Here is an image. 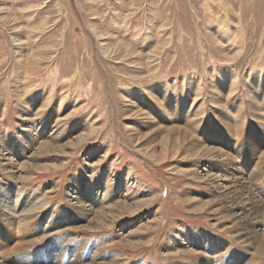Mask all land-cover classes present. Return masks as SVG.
Masks as SVG:
<instances>
[{"label": "rangeland", "instance_id": "rangeland-1", "mask_svg": "<svg viewBox=\"0 0 264 264\" xmlns=\"http://www.w3.org/2000/svg\"><path fill=\"white\" fill-rule=\"evenodd\" d=\"M6 185L2 264H264V0H0Z\"/></svg>", "mask_w": 264, "mask_h": 264}, {"label": "bare ground", "instance_id": "bare-ground-1", "mask_svg": "<svg viewBox=\"0 0 264 264\" xmlns=\"http://www.w3.org/2000/svg\"><path fill=\"white\" fill-rule=\"evenodd\" d=\"M237 122V121H236ZM39 135V134H38ZM42 135V134H41ZM28 141V140H27ZM33 141L31 140L30 141V144L32 143ZM29 144V143H27ZM32 145V144H31ZM27 148H29L27 146ZM233 166H225V168H222L223 169V173L224 171H228V170H233ZM14 171V170H13ZM233 175V174H231ZM16 177V176H15ZM14 178V177H13ZM241 179V177L239 179H234V177L232 176L231 178H229L228 182L232 181L231 183H233V186L236 187L237 185H235V183L237 182V180L239 181ZM10 186V185H9ZM227 184L224 186L226 187ZM228 187V186H227ZM6 192L4 190L1 191V195H2V201H4V206H2L0 208V212L2 211V213L0 214V221H5L4 223L8 226H14L15 224L17 226H19V229H25V227H27L26 225H24V220L28 217V216H25V213L24 212V207H25V203L24 202V199L18 194V189L16 188H11V187H7L6 185ZM83 188V191L80 189H78L76 191V194L79 195H82L86 197L87 201H80L77 200L78 204H76L77 206L75 207H79V206H83L81 207L82 208V211L83 213H80V214H83V218L82 220H87V218H89L91 215H95V214H103L104 213V210L108 208V205L110 203V201L107 199L108 197H97V193H94V188L89 185H84ZM251 190V189H250ZM234 194V191H229V188H228V191L226 192V199L228 198V196L230 194ZM253 193V192H252ZM237 195V194H236ZM30 196V195H29ZM80 198V197H78ZM77 198V199H78ZM76 199V198H75ZM27 200V199H26ZM201 200V199H200ZM203 200V199H202ZM228 200V199H227ZM243 198H238V197H234V196H231V200L229 201H226V203L228 204L227 206H229L228 208L232 210L231 212V216H233L234 218L238 219L239 223H242L243 221H246L245 220V217H251V216H254L257 214V210H258V205L248 201V200H245L243 202ZM19 202V203H17ZM19 204L18 206H16L15 208L12 207L14 204ZM243 203V204H242ZM200 205V207H204L206 206V202L204 203H198ZM100 205V206H99ZM106 206V207H105ZM27 207V205H26ZM139 207V206H138ZM260 207V206H259ZM80 208V209H81ZM24 209V210H23ZM31 210V209H30ZM7 211V212H6ZM80 210V212H82ZM21 212V215H19ZM8 217L6 214H8ZM37 213V212H36ZM66 213V212H65ZM64 213V215H66ZM78 214V215H80ZM19 215V216H18ZM29 215V214H28ZM35 215V214H34ZM106 216V215H105ZM18 217V218H17ZM33 217V216H32ZM80 218V217H79ZM91 218V217H90ZM97 218V216H96ZM95 218V219H96ZM29 217H28V222H29ZM76 219V218H75ZM93 219V218H92ZM89 220V219H88ZM249 220V219H247ZM31 221V220H30ZM26 222V221H25ZM96 222V221H95ZM247 222V221H246ZM97 223V222H96ZM28 224V223H27ZM25 226V227H23ZM15 227V226H14ZM9 228V227H8ZM28 229V228H27ZM45 230L47 229H43L42 230V233H45ZM244 232L242 234V237L243 238H246L248 241L251 240L253 241V243L255 245H259V247L261 248L262 246H264V238L260 237L261 235L259 233H257L256 231V228L255 227H245L244 228ZM20 231V230H19ZM24 233V232H23ZM24 237V236H22ZM205 241L203 240V243L205 242V244L207 243V239L206 237H204ZM22 240V239H21ZM25 240V239H24ZM15 241V240H14ZM34 241V240H33ZM188 242V241H187ZM21 243V242H20ZM31 243V242H30ZM32 244V243H31ZM205 244L203 245H200L202 249L205 250V252H208V253H211V254H215V250L217 249L216 246V242H213L212 244L210 243V245H207L205 246ZM217 244H218V241H217ZM223 245V244H222ZM18 247V246H17ZM16 247V248H17ZM186 247V246H185ZM206 247V248H205ZM13 248L15 249V247L13 246ZM2 251V250H1ZM262 252H264L263 250H261ZM257 253V252H256ZM217 256V255H216ZM78 257V256H77ZM218 257V256H217ZM16 260V259H15ZM14 260V261H15ZM212 259H210L209 261H206L204 262V264H220V262H218V260H214L213 258V261L211 262ZM231 260V259H230ZM10 261V260H9ZM5 262V261H4ZM20 262V261H19ZM233 262V263H232ZM8 263V262H7ZM24 263V262H23ZM77 263V262H76ZM2 264V263H0ZM18 264V263H17ZM21 264V263H20ZM78 264V263H77ZM202 264V263H201ZM228 264H243L242 261L240 260V256L239 255H234L233 259L231 260V262H229ZM245 264V263H244Z\"/></svg>", "mask_w": 264, "mask_h": 264}]
</instances>
